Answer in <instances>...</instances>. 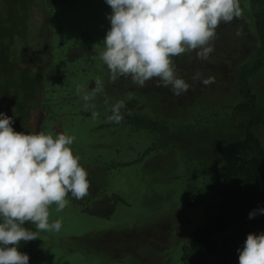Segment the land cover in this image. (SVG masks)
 <instances>
[{"label": "rangeland", "instance_id": "obj_1", "mask_svg": "<svg viewBox=\"0 0 264 264\" xmlns=\"http://www.w3.org/2000/svg\"><path fill=\"white\" fill-rule=\"evenodd\" d=\"M11 3L16 6L21 5L22 8L25 6L23 0H11ZM84 4L85 6L76 7L72 11L74 25L67 26L66 42L72 46L79 43L86 50L102 52L103 40L111 27L107 16L112 10L105 0H86ZM87 4L90 5L88 9ZM240 6L242 10L240 18L227 24L222 22L216 29L217 35L211 42L214 51L210 54V60L198 59L195 51L173 57L178 75L191 85L186 92L179 96L174 95L168 87H157L155 79L146 82L144 87L133 84L131 79L126 77L111 82L109 70L99 59V55H96L91 72L74 73L68 82L72 86L75 84L85 91H90L95 87V79L98 75L103 79L104 90L90 101L81 102L75 107L95 110L98 106V110H101L102 104L107 107L109 104L113 106L118 101H123L124 110L136 109L149 114L156 107L160 113L190 119L198 114L200 116V113L211 105H221V108H226L239 104L237 65L244 56L250 54V47L252 46L253 49L256 43L248 20L250 11L243 13L245 7L241 0ZM25 15L26 25L23 29L19 28L20 34L16 36L13 47V59H10L15 69L12 75L15 77L20 75L21 69L36 73L38 63L34 59L45 60L47 57L41 53L47 51L43 33L46 22L41 1L27 0ZM238 31L239 35H237ZM3 41L1 36L0 43ZM74 50L75 47H72L73 53ZM79 65L81 66L82 62H79ZM197 72L201 74V79L194 81L192 78ZM209 77L212 78V83L205 85L201 82L202 79ZM251 86L258 106L264 108V69L258 72V76H254ZM124 91L139 93L138 98L124 94ZM4 93H6L5 87L1 86L0 112L13 117L14 130L36 133L37 98L27 97L22 90L14 101L7 93L5 99ZM117 97L121 99L116 101ZM202 121L201 117L196 125L198 130L195 136H191V139L185 137V143L194 150L187 152L184 142L179 143L178 147L161 144L162 140L155 134L163 129L148 124L142 125L143 130L140 132L124 137L121 141H105L101 139V134L92 135L90 127L97 122L92 118L76 116L70 120H59L57 122L59 133L75 136L72 146L74 153L80 155L91 175L107 184V189L97 201L89 204L85 212H80L81 215L77 219L74 212L81 210L74 208L70 201L60 212L56 211L55 204L50 206L49 222L61 218L63 227L59 232L40 233L38 240L43 243L48 242L49 245L54 246V249L49 253L38 254L33 264H185L189 232L192 228L205 223L202 215L204 208L200 203L204 201L203 203L206 204L208 196L206 191L202 193L203 188L200 185L206 180L207 174L219 164L218 156L214 159L213 154L218 151L215 148L216 144L222 142L221 139L213 145ZM222 121L224 119L220 117L213 122V125H220ZM138 127L139 125H135L133 129L137 130ZM122 130L116 127L115 130L110 129L108 134ZM215 132L220 133L222 130L215 129ZM227 132L228 129L226 128V131L224 129V133ZM250 132L264 149V129L261 123L255 122ZM151 143L157 144V150L151 154V157L146 160L143 158L139 164L122 168L121 175L113 174L115 178L111 174L101 173L96 166L97 160L95 157L92 158L93 152L100 153L98 150L103 146L110 151L117 148L114 144H122L119 153L126 158L132 156L130 154L132 149H135V152L140 150L142 153L144 146H149ZM107 156L111 158V154ZM117 156L115 155L114 159L119 158ZM93 170L98 173H92ZM229 181L226 193L233 192L237 201L245 200L244 192L247 189L240 186L242 184L240 179L231 178ZM86 218L88 225L84 221ZM260 220L258 225H264V218L261 217ZM24 227L28 229L26 223ZM71 232L78 235L72 236ZM82 233L86 234L80 235ZM59 241L62 242L61 245ZM33 246L38 244L33 241ZM17 247L29 256L30 252L33 253L30 251L31 241L30 246L29 243L20 241ZM188 258L192 263L197 255L191 254Z\"/></svg>", "mask_w": 264, "mask_h": 264}, {"label": "trees", "instance_id": "obj_2", "mask_svg": "<svg viewBox=\"0 0 264 264\" xmlns=\"http://www.w3.org/2000/svg\"><path fill=\"white\" fill-rule=\"evenodd\" d=\"M23 1L26 6L24 8L21 5L16 6V4L11 3V0L0 1V37L2 36L4 39L0 43V88L4 86L5 92L10 94L14 101L17 100L22 90L27 94V97L37 98L36 123H38V128L36 133L43 131L46 134L55 136L59 133L57 125L59 120H70L72 117L80 116L97 121L96 124L93 123L92 127H90L92 135L101 134V139L105 141H121L128 134V121L134 120L133 116L139 118L141 115L140 117L144 120L158 121V129L162 128L163 131L158 132L157 130L158 134L156 133L155 135L160 137L162 140L161 144H172V146L178 147L179 143H185V137L191 139V136H195L198 130L196 125L202 117V123L207 128V135L212 139L213 145L221 139L222 142H218V145L216 144L219 148L217 149L215 146L216 151H218L213 154L214 159L218 156L219 164L215 166V169L211 170L210 174H207L206 180H203L200 185L203 188L202 193L206 191L208 196L205 201L206 204L203 203L204 201H201L202 204L200 203V206L204 208L202 215L205 223L202 226L192 228L189 232L186 250L187 260L184 262L185 264H194L195 262V264H238L239 251L237 250H239L238 248H243L247 235L264 232V225H258V221L261 222L260 219L261 217L264 218V215L257 214L254 218L249 219L250 212L264 207V149L259 140L250 132V128L255 122H260L264 129V108L258 106L256 95L252 94L251 88V81L254 76H258V72L264 69V0H241L245 7L243 13L250 11L248 20L252 31L251 34L255 37L256 43L253 45V49L252 46L250 47V54L244 56L237 65L238 103H240L234 105L236 108H233L234 106L221 108V105H211L206 111L200 113V116L199 114L191 116L192 118L190 119L189 117L179 118L168 114L163 115L160 112L156 115L143 111L144 114H141V111L133 109L129 112L121 113L122 120L120 123L108 122V117L112 115V108H105L103 104L101 105V110H98V106L95 110H87L81 106L76 108V104L78 105L84 101L76 95L77 86L75 84L72 86L68 82V79L74 73L91 72V68L94 66V56L101 53L89 49L86 50L79 43L72 46L66 42V37L68 36L67 26L74 25L72 11L76 7L85 6L84 2L86 0H41L42 10L47 16L46 28H43L47 51L46 53L45 51L41 53H44L47 57L45 60L34 59L38 63V71L36 73L21 69L18 77L12 75L15 69L13 64L10 63V59H13V47L16 42V36L20 34L19 28L23 29L27 22L25 15L27 0ZM89 6L87 4V9ZM75 21L78 20L75 19ZM72 47H75L74 53L71 51ZM79 62H82L81 66ZM97 79L103 81L98 75H96L95 81ZM5 99H7V95ZM71 112L72 116H70ZM93 113H96L95 118H93ZM220 117L224 119L222 124L213 125V122ZM113 124L115 125L113 126ZM116 127L122 128V132L114 131L109 135L108 131L110 129L115 130ZM226 128L229 132L224 133ZM215 129L222 130V132H215ZM128 135L127 137L132 134ZM171 138H173L172 141ZM116 144H114L117 147L113 149L115 150L114 152L113 150L109 151L105 146L98 150L100 153L95 154L93 152L94 156L92 154V158L95 157V160H97L96 166L101 173H105L104 168L109 160L107 154H111V156L118 155L119 159H116H122L127 163H131L134 160L131 155L123 158L119 153L122 144ZM185 146L187 152L194 151L186 143ZM143 150L141 154L140 150L137 151L139 153L136 155L139 159L149 156L147 146H144ZM135 153L133 149L130 152L132 155H135ZM80 163L88 172L90 187L93 184L98 185L100 181L97 175H95L97 178L94 179L86 164L82 160ZM123 168L125 167L123 166ZM92 173L97 174L98 172L93 170ZM231 178L240 179L242 183L240 186H244L247 189L244 192L245 200L237 201L233 192L226 193L227 183ZM239 193L242 194V192ZM188 196L191 198L189 193ZM98 198L96 199L90 191L87 196L80 200L71 197V194L67 197L71 205L75 206L74 208L81 210L74 212L77 215L75 216L76 219L81 215L80 212H85L89 204L97 201ZM84 200L87 203L85 206L81 207L77 204V202ZM57 220H61V218ZM86 220L88 222L87 218ZM26 224L28 229L35 232L38 236L37 239L31 241L30 251H33V253L30 252L32 260L30 264H33L38 254L42 252L49 253V251L54 249V246L49 245L48 242L39 241V235L42 231L37 230L36 226L30 222H26ZM70 234L73 236L76 233L71 232ZM33 241L38 246H33ZM27 243L30 246V241ZM58 243L62 244L61 241ZM191 254L197 255V258L192 263L188 258ZM179 260L181 261L180 257Z\"/></svg>", "mask_w": 264, "mask_h": 264}, {"label": "clouds", "instance_id": "obj_3", "mask_svg": "<svg viewBox=\"0 0 264 264\" xmlns=\"http://www.w3.org/2000/svg\"><path fill=\"white\" fill-rule=\"evenodd\" d=\"M111 8L110 29L103 40L99 59L110 73V81L120 77L144 87L157 80V87L181 95L191 85L177 73L173 57L195 51L200 60H210L216 29L242 15L240 0H105ZM239 31L237 35H239ZM201 79L197 72L193 78ZM205 85L212 78L202 79ZM100 79L95 87L76 95L84 102L103 92ZM123 101L112 106L108 120L120 123ZM96 113H93L95 118ZM13 117L0 112V264H29L30 256L17 247L20 241L37 239L26 222L39 231L59 232L62 221L49 222L50 206L63 211L68 195L80 200L88 195V172L74 153L75 136L43 131L17 132ZM264 215V207L249 213V219ZM238 264H264V232L250 233Z\"/></svg>", "mask_w": 264, "mask_h": 264}, {"label": "flooded vegetation", "instance_id": "obj_4", "mask_svg": "<svg viewBox=\"0 0 264 264\" xmlns=\"http://www.w3.org/2000/svg\"><path fill=\"white\" fill-rule=\"evenodd\" d=\"M41 1V0H40ZM44 13V12H43ZM44 17H45V22H46V18H47V16L44 14ZM124 94H127L128 96H130V95H132L131 97H134V98H138V94L139 93H136V92H130V91H124ZM121 99V97H118V98H116L115 100L116 101H118V100H120ZM103 106H105L104 104H103ZM105 108H112V106L109 104L107 107L105 106ZM131 110H133V109H121V113H123V112H129V111H131ZM137 111H139L140 112V110H137ZM142 112V111H141ZM151 113H153V114H158L159 113V111L157 110V108L156 107H154L153 108V110L151 111ZM141 114H144L143 112L141 113ZM165 113H163V115H164ZM165 115H167V113L165 114ZM125 116V115H124ZM141 116V115H140ZM139 116V118H137V116H133V118H134V120H130V121H128V124H127V127H128V134H129V132H131L130 134H134L135 132H139V131H141V130H143L142 129V125H144V124H148V125H151V126H155V127H158L159 126V123H158V121H156V120H144V119H142V117H140ZM109 123H111V121H108ZM135 125H139V127L137 128V130H134L133 128H134V126ZM128 134H126L125 135V137L127 138V135ZM129 134V135H130ZM128 135V136H129ZM173 140V138H171V141ZM156 146H157V144H155V143H151V145H149V146H147V148L149 149V156L147 157V158H145V160L146 159H148L149 157H151V154L155 151V150H157V148H156ZM133 151H135V149H133ZM139 153V152H138ZM137 152L135 153V155H132V157H133V161H131V163H127V162H125V161H123L122 159H120V160H118V159H114V157H115V155H112L111 156V158H108L109 160L107 161V164L105 165V173L106 174H111L114 178L116 177L115 175H113V174H120L121 175V172H122V168H123V166L124 167H126V168H128V167H131V166H133V165H135V164H139L140 162H142L143 161V158H140L139 159V157L136 155V154H138ZM141 154V153H140ZM144 160V161H145ZM121 161V162H120ZM117 162V163H116ZM127 170V169H126ZM119 176V175H118ZM92 177L94 178V179H96L95 177H94V175H92ZM105 189H107V184L105 185L104 184V182H99V184L97 185H92L91 187H90V189H89V191L91 192V194L92 195H94L95 197H96V199L99 197L100 198V196H101V194L103 193V191L105 190ZM85 202V200L84 201H82V202H77V204H79L81 207L82 206H85V204H87L86 202ZM86 220V219H85ZM84 220V221H85ZM85 222H87V220L85 221ZM89 224V222H87L86 223V225H88ZM85 225V226H86ZM86 233H82V234H80V235H85ZM76 235V234H75ZM77 236V235H76ZM77 238H79V236L77 237Z\"/></svg>", "mask_w": 264, "mask_h": 264}]
</instances>
